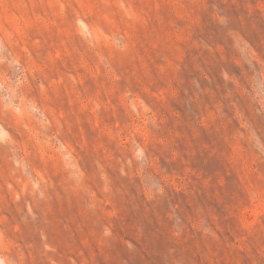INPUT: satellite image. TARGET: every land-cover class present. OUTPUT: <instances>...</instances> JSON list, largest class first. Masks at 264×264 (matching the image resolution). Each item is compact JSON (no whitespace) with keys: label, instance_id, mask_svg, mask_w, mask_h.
<instances>
[{"label":"rangeland","instance_id":"obj_1","mask_svg":"<svg viewBox=\"0 0 264 264\" xmlns=\"http://www.w3.org/2000/svg\"><path fill=\"white\" fill-rule=\"evenodd\" d=\"M0 264H264V0H0Z\"/></svg>","mask_w":264,"mask_h":264}]
</instances>
